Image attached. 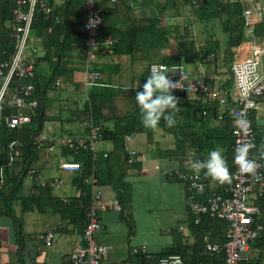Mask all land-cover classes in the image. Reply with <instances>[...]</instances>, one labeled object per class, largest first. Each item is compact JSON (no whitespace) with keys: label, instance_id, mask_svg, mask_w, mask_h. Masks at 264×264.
<instances>
[{"label":"crops","instance_id":"0c3cea01","mask_svg":"<svg viewBox=\"0 0 264 264\" xmlns=\"http://www.w3.org/2000/svg\"><path fill=\"white\" fill-rule=\"evenodd\" d=\"M46 1L50 3V8L57 12L64 24L55 26L53 30L50 27L47 28L48 35H50L48 42H54V45L45 46L43 37L36 30H31L30 33V44L36 48V76L48 77L52 67L51 61H56L57 55H60V73L56 77L60 82L56 85L55 79L53 88L47 92L50 103L47 111L49 118L44 121L41 132L55 137L84 135L87 127L83 122L88 118L83 114V105L88 99V92L92 85L99 87L96 90L103 94L102 101L113 105V109H117L119 114L120 110H126L132 105L130 89H136V84H141L140 78L143 71L148 69L149 65H146L150 54L140 49L133 58L127 54L113 53L110 47L119 38L120 30L129 27L133 22L141 23L144 13L150 10L149 2L148 0H115L116 2L112 5L110 3L114 1L109 0L108 4L112 7H107L104 18L102 10V20L104 19L108 25L109 33L106 37L113 39L112 44H103L102 40L92 59H88L83 51L86 37L85 39L79 37L77 31L80 27L83 31L82 23L85 19L82 0ZM103 1L100 2L102 8ZM172 43L169 40L168 45L162 49L163 54L175 53V43L174 46ZM159 55H161V50ZM221 58L224 59L223 56ZM219 60L221 61L218 57L215 63H201L205 70L216 76L217 82H223L230 74H221L224 69L218 64ZM185 65L188 68L190 64ZM191 65L193 68H188V71L190 74L194 72L191 74L194 76L196 62ZM94 71L99 72V78L95 80V83H89L93 81L91 73ZM229 91L233 90L230 88ZM189 97L199 98L195 95ZM186 106L187 104H184V107H179V111H184ZM119 114L116 112V116ZM189 115L186 116L187 119L190 118ZM113 117L115 120V115ZM250 118L257 138L254 154L262 156L264 155V94L257 107L250 113ZM92 121L97 122L94 119ZM114 122L108 121L106 124L112 127ZM125 136L121 140L122 146L101 138L96 144L98 155L105 151L111 155L115 171L119 174L123 173L131 186L130 207H125L123 211L107 207L100 213L101 227L96 232L95 238L109 246L108 256L102 264H146L144 259L148 258L150 253L171 248L182 252L187 259L201 264L202 261L199 262L198 255L204 253L203 241L205 248L207 240L211 241L220 236L219 229L205 218L198 222L194 221L195 216L186 204L184 182L171 178L169 175L170 171L192 170L191 163L196 158L195 151L187 145L182 151L184 147L180 149L177 146L175 136L159 127L151 129L150 132L142 129L133 134L128 143H125ZM127 148L137 151L140 157L137 163L127 161L125 163ZM174 148L176 150L170 152ZM45 156L43 152L39 153V158L35 162V166L40 168L42 175L56 176L49 174L52 167L50 157L54 156L59 160L58 167L61 171L58 176L65 181L63 188L54 189L53 192L59 196H66L67 193L75 194L70 184L74 170H65L60 167L62 161H71L73 156H66L62 148L55 149L47 159H44ZM151 158L156 160L157 172L153 176L155 179L151 177L148 180L149 174L144 170L142 161ZM45 172L47 173L44 174ZM211 182H216V180L212 179ZM99 189L108 197L116 195L110 184L100 185ZM159 190L163 194L159 193ZM166 193H169V196H166ZM256 195V193L249 195L250 203H254ZM261 201L264 203V195ZM14 207L16 214L19 215L20 203L16 202ZM19 216H22L23 230L27 235L23 253L17 254V246L9 236L10 232L6 223L8 221L3 219L5 222L1 220L0 224V264H70L69 254L73 242L80 237L82 228L67 224L53 208L47 205L42 208V211L34 209ZM46 231L53 232L52 242L48 246L43 243L41 237ZM262 249L263 246L261 247L258 238L251 242L245 252L246 259L242 264H264Z\"/></svg>","mask_w":264,"mask_h":264},{"label":"trees","instance_id":"16d2710c","mask_svg":"<svg viewBox=\"0 0 264 264\" xmlns=\"http://www.w3.org/2000/svg\"><path fill=\"white\" fill-rule=\"evenodd\" d=\"M115 2L110 3L109 0H105L103 4L101 3L104 5L102 8L103 18L104 14H106L107 7H112ZM148 2L149 4H147L150 10L144 13V19H142L141 23L133 22L129 27L119 31V38L110 47L113 53L120 55L127 54L135 58L134 54L138 50L144 49L150 54L146 66L153 61L166 63L183 62L184 64H191L196 61L204 64L215 63L218 59L217 50L220 51L218 42L198 41L195 34L187 27L188 24L178 25L175 22L174 25H170L166 23L167 18L176 15V11L180 6L178 3H180L186 6L190 5L195 13V18L200 20L211 18L220 19L222 30L226 34L224 54L227 56L230 71V64L234 59V49L246 38L241 16V3H231L225 0H148ZM47 5L50 7L49 2H47ZM13 7L14 5L11 0H0V51H3L4 56L10 54L13 49L9 26ZM63 24V20L59 18L57 12L52 8L49 12H46L42 7L38 6L34 13L31 28L43 37L45 46H49L54 45V42H48V36L50 35H48L47 28L50 27L53 30L55 26H61ZM263 29L264 20L256 26L257 34L262 35ZM77 31L79 37H84L85 39L86 35L84 30L82 31L80 27ZM108 33V25L103 19L99 25L98 41L101 42L104 40ZM172 37L175 40L176 52L174 54H163L162 49L168 45L169 39ZM160 50L161 55H159ZM211 52L215 54L213 59L208 57V54ZM57 56L56 61H51L52 67L48 77L36 76L35 72L32 79L17 78L14 76L11 80L10 87L13 88L21 87L28 82H32L34 85V90L29 97L37 99V107L28 123L12 128L8 127L4 122V116L13 111V109L7 107L4 101H1L0 104V224L1 220L7 219L6 221L8 222L6 223L10 232L9 236L17 246L18 255L23 253L22 250L27 239V235L23 230V219L19 215L27 211L34 209L42 211V208L47 205L53 208L67 224L83 228L85 214L91 202L92 190L93 188L99 189L100 185L104 184H110L113 187L116 193L115 198L119 203L118 209L111 206L108 207L123 211L125 207L128 208L131 205L130 182L125 179L123 173L119 174L115 171V165L112 163L111 155L107 154L104 157L102 154L98 155L97 153V156L93 158L91 152L87 149H81L78 152H72L66 148L63 149L66 156H73L70 160L78 164V167L74 169V173L70 178V184L76 193H67L66 196L56 195L53 192L55 187L48 183L51 177L55 176L44 177L40 168L35 166V162L39 158V153L41 154L42 150L36 147L34 137L41 132L44 121L49 118L47 111L50 103L47 92L53 88V82L60 73V55L58 54ZM92 69L96 68L92 67ZM149 74L148 69L143 71L140 78L141 84L138 83L136 89H130L132 105L127 107L126 110H120V114L117 109H113V105L106 104L105 101H102L101 97L103 94L96 90L99 87H96V85L90 87L88 99L83 105V114L86 115V118L90 117L101 124L103 123L100 131L101 139L116 143L117 146H122L121 140L125 135H133L142 129L149 132L153 129L143 125L141 113L135 101L136 91L139 90ZM231 85L232 77L230 72V76L221 84L227 93L224 106H220L215 99L204 98L202 96L191 99L185 92L172 90L177 100L183 101L179 103V107H184V104H187V106L184 111L177 113V123L174 126H167L163 119L159 122V128L175 136L176 144L180 149L184 147L182 151H184L185 145L188 148H193V151L196 153L195 159H206L210 149L220 147L228 163L230 173L233 170L232 161L234 154L232 139L233 117L229 112L232 107V101L228 95V90H230ZM190 109L192 110L189 112ZM116 112L119 116H116ZM181 112L183 113L180 114ZM188 114H190V118L187 119L186 116ZM108 121H115L112 127L106 124ZM84 133H88V131L85 130ZM10 143H14L12 149L9 147ZM175 150L174 148L170 152ZM127 158V154H125V163L126 161L129 162ZM190 171H170L169 175L171 178L181 180L185 184V181L180 178L179 174ZM202 171L199 175L206 183V188L203 193L198 195L199 197L204 198L206 195L213 193L228 194L231 182H211L212 178L204 176ZM91 176H94L96 179L94 183L88 181ZM64 182L63 180V186ZM263 195L264 192L261 195H256L257 198L253 204L264 208V203L261 201ZM62 197L65 198L63 199ZM16 202L20 203L19 215L16 214L14 207ZM100 213L101 211L99 212V218ZM202 218L214 223L218 227L220 236L211 241L222 244L224 241L225 221L209 217L206 214L199 216L200 221ZM258 239L262 247L264 245V232L260 233ZM203 249L204 253L198 255L199 262L202 261L201 264L222 263V251H206L204 241ZM169 253H179L183 257L185 264H197L196 261L187 259L182 252L174 248L150 253L148 255L149 257L144 259L146 260L145 263L159 264V258Z\"/></svg>","mask_w":264,"mask_h":264},{"label":"built area","instance_id":"2783aa9c","mask_svg":"<svg viewBox=\"0 0 264 264\" xmlns=\"http://www.w3.org/2000/svg\"><path fill=\"white\" fill-rule=\"evenodd\" d=\"M14 7L10 20V38L13 49L10 54L4 56L0 51V104L4 101L7 107L13 109L4 116V122L8 127L21 126L31 120V116L37 107V99L29 97L34 90L32 82L21 87H10L13 77L32 79L35 75V46L30 44V33L35 10L38 6L49 12L51 8L46 0H11ZM103 0H82L85 11L83 30L86 35V45L83 51L88 59H92L94 52L100 46L98 41L99 25L102 22ZM115 1V0H110ZM231 3L242 4L241 16L245 31V39L235 48L247 51L246 57L233 59L230 64V72L234 90L228 95L232 101L230 114L233 117L232 139H233V170L232 180L228 194L213 193L204 198L198 195L203 193L206 183L199 174L193 171L179 174L185 181L186 204L195 218L206 214L212 218L225 221L224 241L219 243L207 240L205 249L210 252L222 251L221 264H242L246 259L245 252L251 242L256 240L261 232H264V208L249 202V195L256 193L261 195L264 192V156H257L253 153L257 145V138L252 127L250 118L251 111L257 107L260 98L264 94V29L262 35L256 32V26L264 20L263 0H225ZM113 39L106 37L103 44L111 45ZM215 56L214 52L208 54L210 59ZM149 73L158 70L167 71L168 78L177 83L173 91L185 92L189 96H202L217 100L220 106L226 102V89L217 82L216 76L205 70L200 61H196V74L192 76L183 62L166 63L153 61L148 66ZM88 74V71H87ZM93 81L99 78V72L91 73ZM59 79L55 84H59ZM88 133L85 135H60L49 137L39 132L34 137L36 147L48 156L57 148L68 149L78 152L87 149L93 158L97 156L96 144L101 137L102 124L93 122L88 118L83 122ZM133 135L125 136V143L132 139ZM250 143L249 157L258 163L259 179L250 174L242 173L238 164L234 162L235 148L239 144ZM14 143H10L12 149ZM102 155L107 156V152ZM128 161L137 163L140 160L135 149L127 148ZM60 167L65 170H74L78 164L72 161H62ZM89 182L96 181L94 176L88 179ZM1 182V180H0ZM55 189L63 186V179L60 176L51 177L48 181ZM102 190L93 188L91 202L85 214L84 226L81 236L73 242L69 254L70 264H102L108 256V245L99 242L95 238L96 232L101 227L99 212L108 206L119 208L118 200L113 197L105 200ZM63 199L65 197H62ZM43 243L50 245L53 239V232L47 231L42 235ZM264 252V245H263ZM159 264H185L179 253H169L159 258Z\"/></svg>","mask_w":264,"mask_h":264},{"label":"clouds","instance_id":"9594fccd","mask_svg":"<svg viewBox=\"0 0 264 264\" xmlns=\"http://www.w3.org/2000/svg\"><path fill=\"white\" fill-rule=\"evenodd\" d=\"M167 73L165 70L150 72L142 86L135 93V101L145 127H159L161 119L169 127L177 123L179 102L172 92V89L177 87V83L171 81ZM136 87H138V84ZM251 146L250 143L237 145L234 162L238 164L242 173L250 174L252 177L259 179L258 163L255 159L249 157ZM191 168L195 174H199L203 170L204 176L211 177L219 183H230L232 180V173H230L228 163L220 147L210 149L206 159H194Z\"/></svg>","mask_w":264,"mask_h":264},{"label":"rangeland","instance_id":"374dc122","mask_svg":"<svg viewBox=\"0 0 264 264\" xmlns=\"http://www.w3.org/2000/svg\"><path fill=\"white\" fill-rule=\"evenodd\" d=\"M178 5H180V6L178 7V10L176 11V15L167 18L166 23L170 24V25H174L175 22L178 23V25L188 24L187 27L190 28V31L193 34H195V37L198 39V41L201 40V41H205V42H209V41L218 42V44L220 45L219 46L220 51L217 50V52H218V57L221 59V61L220 60L218 61V64L220 66H222V68L224 69V71L221 74H224V75L228 74L229 75L230 71H229L227 56H225V54H224L226 34L222 30V26H221L222 23L220 22V19L211 18V19L200 20L198 18H195L196 17L195 13L193 12V9H191L190 5L186 6V5H182L180 3H178ZM193 8L195 9L194 6H193ZM169 40L171 42H173L172 44L174 46L175 40L173 39V37L170 38ZM175 47H176V44H175ZM175 52H176V50H175ZM247 55H248V52H243L242 50L234 49L233 58H235V59L246 57ZM221 56H224L223 60H222ZM188 68L192 69L193 65H191V64L188 65ZM192 73L194 74V72H192ZM230 87H231V90H234V85H231ZM49 136L53 137V138L55 137V136H51V135H49ZM144 138H145V136H144ZM159 144H160V142H159ZM159 150L161 151V147ZM49 157H50V155L45 156L44 159H47ZM58 161H59L58 158H55L54 156L50 157V162L52 164V167L50 168L49 174H55L56 176L60 175L59 171H61V170L58 167ZM142 164L144 166V170L146 171V173L149 174L148 180H150V178L155 176V173L157 172L156 160L154 158L147 159V160L142 161ZM46 173L47 172H45L44 174H46ZM153 178L155 179V177H153ZM173 188H177V187H173ZM163 189H166V188H163ZM158 192L163 194V192H161L160 190ZM165 195L169 196V193H166ZM102 196L105 200L113 198V197H108L105 194V192L103 193Z\"/></svg>","mask_w":264,"mask_h":264}]
</instances>
